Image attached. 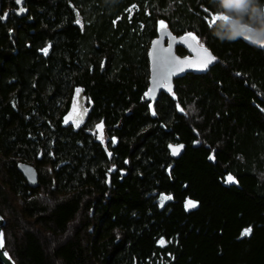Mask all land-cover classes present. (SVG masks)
<instances>
[{
	"label": "trees",
	"instance_id": "1",
	"mask_svg": "<svg viewBox=\"0 0 264 264\" xmlns=\"http://www.w3.org/2000/svg\"><path fill=\"white\" fill-rule=\"evenodd\" d=\"M234 8L0 0V216L14 264H264V48L222 41L214 29L228 26L212 23L258 26L264 10ZM161 23L215 60L146 102ZM170 144L184 146L177 160Z\"/></svg>",
	"mask_w": 264,
	"mask_h": 264
},
{
	"label": "water",
	"instance_id": "2",
	"mask_svg": "<svg viewBox=\"0 0 264 264\" xmlns=\"http://www.w3.org/2000/svg\"><path fill=\"white\" fill-rule=\"evenodd\" d=\"M231 21L233 19L228 18L226 21L224 20V23L229 26ZM240 40L246 45L258 49L264 48L262 45L251 44L243 38ZM150 45L147 52L149 78L148 91L145 97L146 102H153L159 94L172 92L175 80L186 75H203L214 64L215 58L212 53L205 47H200L192 36L175 37L166 28L158 30L157 37L151 41ZM176 46L182 48L186 55H177L175 52ZM208 55L213 57L211 62H207ZM202 64L206 66H201ZM176 149L178 151L174 154ZM183 149V145H168L170 158L177 160L182 155ZM17 169L30 187H37V174L34 167L26 163H20ZM191 207V205H187V208ZM3 226L4 221L0 216V233L3 236V246L0 247V264H14L5 249Z\"/></svg>",
	"mask_w": 264,
	"mask_h": 264
},
{
	"label": "clouds",
	"instance_id": "3",
	"mask_svg": "<svg viewBox=\"0 0 264 264\" xmlns=\"http://www.w3.org/2000/svg\"><path fill=\"white\" fill-rule=\"evenodd\" d=\"M240 2L241 6L234 8V11L242 12L245 9H250L251 12L255 13L257 10H264V5H260L259 0H240ZM250 21L251 16H249L248 21L244 22L247 26H242L239 20H233L223 32L216 26L214 34L222 41H235L243 38L251 44L260 45L257 41H264V23L253 26Z\"/></svg>",
	"mask_w": 264,
	"mask_h": 264
},
{
	"label": "rangeland",
	"instance_id": "4",
	"mask_svg": "<svg viewBox=\"0 0 264 264\" xmlns=\"http://www.w3.org/2000/svg\"><path fill=\"white\" fill-rule=\"evenodd\" d=\"M242 25H246V24H242ZM165 27H161V25L159 26V29H164ZM191 36V35H189ZM195 40V39H194ZM195 42L197 43V41L195 40ZM151 44V43H150ZM198 44V43H197ZM199 45V44H198ZM151 45H149L150 47ZM166 46V45H165ZM200 46V45H199ZM177 47V46H176ZM200 47H203V46H200ZM176 49V48H175ZM258 49V48H257ZM84 107H85V104L82 100V97H80L79 93L76 91L74 93V102H73V110L72 112L70 113L69 115V121L70 122H73L75 121V119L78 120V123H80L81 119H82V116H83V111H84ZM77 122V121H76ZM95 136H96V139L103 143L106 141L107 137L104 133V130H103V127L101 124H98L95 128Z\"/></svg>",
	"mask_w": 264,
	"mask_h": 264
},
{
	"label": "snow or ice",
	"instance_id": "5",
	"mask_svg": "<svg viewBox=\"0 0 264 264\" xmlns=\"http://www.w3.org/2000/svg\"><path fill=\"white\" fill-rule=\"evenodd\" d=\"M16 2H17V4H21L22 3V0H16ZM224 6L225 7H229V8H231V7H237L238 8V7L241 6V2H240V0H224ZM20 11L22 12V11H24V9L23 8H20ZM6 15L7 14H5V16L0 17V19H4L6 17ZM227 19L228 18L226 16H216V17L213 18L212 23H215L216 20H225L226 21ZM161 27L162 28L164 27V25L162 23H161ZM193 39H195V38L193 37ZM257 43H259L260 45L264 46V41H257ZM44 51L46 53L47 52V49H45ZM212 59H213V57H211L210 55H208L207 62H211ZM201 66H206V65L205 64H202ZM176 151H178V149L174 150V154H175ZM232 179H233L232 177H228V180L229 181H232ZM170 198L171 197H162V201H163V199H170ZM188 203L191 206H195L191 201H189ZM250 231H251L250 228L249 229H246L243 234L246 235ZM2 246H3V236H2V233H0V247H2Z\"/></svg>",
	"mask_w": 264,
	"mask_h": 264
},
{
	"label": "flooded vegetation",
	"instance_id": "6",
	"mask_svg": "<svg viewBox=\"0 0 264 264\" xmlns=\"http://www.w3.org/2000/svg\"><path fill=\"white\" fill-rule=\"evenodd\" d=\"M83 115H84V111H83ZM82 118H83V116H82ZM77 121V122H76ZM81 121H82V119H81ZM81 121H80V123H81ZM72 123V125L74 126V127H79L80 126V123L79 124H77L78 123V120L77 119H75V121H73V122H71ZM97 140V139H96ZM98 141V140H97ZM99 142V141H98ZM100 144H102V145H106V144H113L114 143V141L113 140H108V139H106V141L105 142H103V143H101V142H99ZM167 148H168V146H167ZM169 152V151H168Z\"/></svg>",
	"mask_w": 264,
	"mask_h": 264
}]
</instances>
